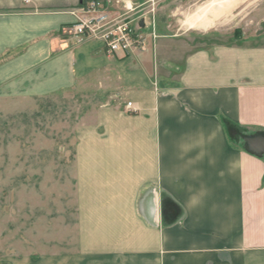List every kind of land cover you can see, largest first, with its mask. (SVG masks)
Listing matches in <instances>:
<instances>
[{"label": "crops", "instance_id": "crops-1", "mask_svg": "<svg viewBox=\"0 0 264 264\" xmlns=\"http://www.w3.org/2000/svg\"><path fill=\"white\" fill-rule=\"evenodd\" d=\"M84 1L0 0V93L35 99L93 75L104 97L78 130L74 245L37 263L264 264V43L153 37L193 0H128L145 50L109 54L64 31Z\"/></svg>", "mask_w": 264, "mask_h": 264}, {"label": "rangeland", "instance_id": "rangeland-1", "mask_svg": "<svg viewBox=\"0 0 264 264\" xmlns=\"http://www.w3.org/2000/svg\"><path fill=\"white\" fill-rule=\"evenodd\" d=\"M207 1L171 8V22L156 23L155 32L189 30L186 20ZM230 5L216 12V24L205 30L213 41L240 35L264 43V0H231ZM88 79L35 99L0 93V264H38L41 256L74 245L78 130L93 122L104 98L94 89V76Z\"/></svg>", "mask_w": 264, "mask_h": 264}, {"label": "built area", "instance_id": "built-area-1", "mask_svg": "<svg viewBox=\"0 0 264 264\" xmlns=\"http://www.w3.org/2000/svg\"><path fill=\"white\" fill-rule=\"evenodd\" d=\"M69 12L74 16V22L64 31L77 42L84 38L98 40L109 54H138L145 50L146 38L140 28L143 15L128 0H114L113 3L108 0H86ZM151 34L156 37L155 23H152ZM126 108H132V103L127 102Z\"/></svg>", "mask_w": 264, "mask_h": 264}, {"label": "bare ground", "instance_id": "bare-ground-1", "mask_svg": "<svg viewBox=\"0 0 264 264\" xmlns=\"http://www.w3.org/2000/svg\"><path fill=\"white\" fill-rule=\"evenodd\" d=\"M230 2L231 0H208L205 4L197 8V16L192 19H187L186 23L189 24L190 29L208 30L216 24L215 21H217L218 16H220H216V12L224 6H231ZM232 6H234V4H232Z\"/></svg>", "mask_w": 264, "mask_h": 264}, {"label": "clouds", "instance_id": "clouds-1", "mask_svg": "<svg viewBox=\"0 0 264 264\" xmlns=\"http://www.w3.org/2000/svg\"><path fill=\"white\" fill-rule=\"evenodd\" d=\"M192 203H193V205L195 206V204H196L197 202H196V201H193Z\"/></svg>", "mask_w": 264, "mask_h": 264}, {"label": "water", "instance_id": "water-1", "mask_svg": "<svg viewBox=\"0 0 264 264\" xmlns=\"http://www.w3.org/2000/svg\"><path fill=\"white\" fill-rule=\"evenodd\" d=\"M141 25L143 26V22H142V21L140 22V26H141Z\"/></svg>", "mask_w": 264, "mask_h": 264}]
</instances>
